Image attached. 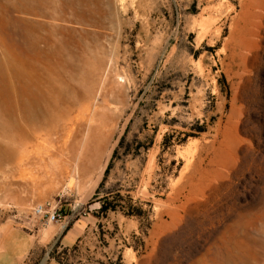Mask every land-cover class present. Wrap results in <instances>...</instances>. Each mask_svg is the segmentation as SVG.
<instances>
[{
  "label": "rangeland",
  "instance_id": "rangeland-1",
  "mask_svg": "<svg viewBox=\"0 0 264 264\" xmlns=\"http://www.w3.org/2000/svg\"><path fill=\"white\" fill-rule=\"evenodd\" d=\"M110 1L107 62L72 83L88 108L58 142L75 159L38 188L0 177V234L30 231L26 264H264V0Z\"/></svg>",
  "mask_w": 264,
  "mask_h": 264
},
{
  "label": "bare ground",
  "instance_id": "bare-ground-1",
  "mask_svg": "<svg viewBox=\"0 0 264 264\" xmlns=\"http://www.w3.org/2000/svg\"><path fill=\"white\" fill-rule=\"evenodd\" d=\"M111 11L110 0H0V177L38 188L69 171L58 142L88 108L72 83L105 66Z\"/></svg>",
  "mask_w": 264,
  "mask_h": 264
},
{
  "label": "crops",
  "instance_id": "crops-1",
  "mask_svg": "<svg viewBox=\"0 0 264 264\" xmlns=\"http://www.w3.org/2000/svg\"><path fill=\"white\" fill-rule=\"evenodd\" d=\"M84 219L79 218L65 228L62 235L64 246H70L79 237L84 227ZM34 236L24 226H11L0 234V264H26L34 249ZM46 264H61L52 259Z\"/></svg>",
  "mask_w": 264,
  "mask_h": 264
},
{
  "label": "built area",
  "instance_id": "built-area-1",
  "mask_svg": "<svg viewBox=\"0 0 264 264\" xmlns=\"http://www.w3.org/2000/svg\"><path fill=\"white\" fill-rule=\"evenodd\" d=\"M36 213L38 214H41V213H44V214H47V217L48 219H50L51 221H55V222H58L60 221L61 219V216L59 214V212H57L56 209H51L50 211H44V207L43 205H38L35 209Z\"/></svg>",
  "mask_w": 264,
  "mask_h": 264
},
{
  "label": "trees",
  "instance_id": "trees-1",
  "mask_svg": "<svg viewBox=\"0 0 264 264\" xmlns=\"http://www.w3.org/2000/svg\"><path fill=\"white\" fill-rule=\"evenodd\" d=\"M119 145H122V142L121 141L118 143V146H116V148L114 149L112 156L117 153V150H118ZM106 209H107L106 208V205H104V204L100 207V210L101 211H105Z\"/></svg>",
  "mask_w": 264,
  "mask_h": 264
}]
</instances>
